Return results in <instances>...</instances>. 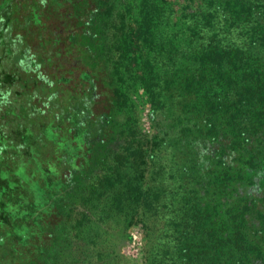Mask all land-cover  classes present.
<instances>
[{"label":"trees","instance_id":"obj_1","mask_svg":"<svg viewBox=\"0 0 264 264\" xmlns=\"http://www.w3.org/2000/svg\"><path fill=\"white\" fill-rule=\"evenodd\" d=\"M1 9L11 24L0 36L19 28L37 90L19 88L23 69L0 75V89L33 96L22 111L50 134L34 165L18 160L22 187L35 182L42 200L22 220L25 239L0 219V264H132L118 245L135 222L146 238L139 264H264V0H0ZM5 93L0 106L13 100ZM5 110L0 132L11 137Z\"/></svg>","mask_w":264,"mask_h":264},{"label":"rangeland","instance_id":"obj_2","mask_svg":"<svg viewBox=\"0 0 264 264\" xmlns=\"http://www.w3.org/2000/svg\"><path fill=\"white\" fill-rule=\"evenodd\" d=\"M1 24L3 27H7L8 24H11V16L3 13L2 9L0 10V27ZM20 32L19 28L16 27L4 29L2 31V37L0 36V75L2 76L4 72L12 69L15 71L23 69L20 75L15 74L16 77H18L16 83H19V88L29 90L32 93L35 92L34 90H37V88L35 87L36 85H34L35 88L33 89V86L29 87V84L35 81L32 74L36 71L34 68H31L32 66H29L27 70L26 67L28 65L22 61L21 54L18 52L19 44L21 43ZM29 51L34 53L36 50ZM15 61L21 62V64L15 63ZM5 79H8L7 74L3 77L4 81ZM6 86H8V84L5 85V87ZM139 86V82L136 81L134 77H131L129 86L130 95L136 102L138 112L142 117V128L144 129V133L147 138H150L153 133V128L147 115L149 106L146 100L139 95L141 91L139 90ZM5 87L3 86V90L0 89V91L5 93ZM16 88V84L13 86L10 85L7 88L8 92L5 93V96H8L9 100L13 99L14 101L12 100L0 106V114L6 109L3 117L9 124L11 136L7 137L0 132V219L2 221L7 220L11 222L9 225H12L14 234H20L22 237L21 239H25L27 235L25 236V225L22 224V220L28 216L33 206H40L38 201L42 200V194L35 182H32L29 187H22V180L26 178V174L22 172L24 167L21 166L18 160L22 156H27L29 160H31V164L34 165L37 162V159H35V152L39 151V147H41V134L49 135L50 129L46 128V126L43 127L40 121H30L28 119V113L24 112L26 110L25 106L31 109L33 106L32 102L35 99L33 96L31 99L32 101L22 99L21 96L17 95L20 89ZM38 105L39 104L35 107L38 108ZM14 142L18 143L19 146L22 147V150L19 146H15L18 149H15L14 146H10V143L14 144ZM10 148L13 150V153L7 155L6 151L11 150ZM10 156L12 157L11 159L17 163L14 167H12L9 162ZM33 177H35V174L30 178ZM27 192L31 194L27 195ZM29 198L31 199L30 201ZM145 243V232L141 224L135 222L131 224L128 229V238L126 241L122 245H118V247H120L127 261L132 264H139L143 260Z\"/></svg>","mask_w":264,"mask_h":264}]
</instances>
